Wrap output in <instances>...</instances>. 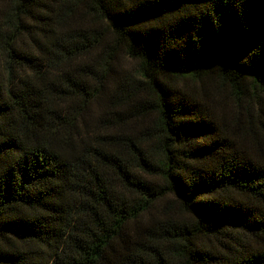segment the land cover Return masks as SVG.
<instances>
[{"label":"trees","instance_id":"16d2710c","mask_svg":"<svg viewBox=\"0 0 264 264\" xmlns=\"http://www.w3.org/2000/svg\"><path fill=\"white\" fill-rule=\"evenodd\" d=\"M0 264H264V0H0Z\"/></svg>","mask_w":264,"mask_h":264}]
</instances>
